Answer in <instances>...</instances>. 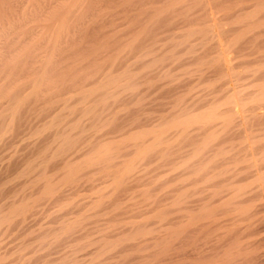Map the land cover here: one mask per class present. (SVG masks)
Segmentation results:
<instances>
[{
  "label": "rangeland",
  "instance_id": "obj_1",
  "mask_svg": "<svg viewBox=\"0 0 264 264\" xmlns=\"http://www.w3.org/2000/svg\"><path fill=\"white\" fill-rule=\"evenodd\" d=\"M71 1L7 0L0 8V216L22 199H30L31 204L26 216L21 214L0 228V264H192L193 244L225 245L238 230L240 250L249 252L248 258L264 260V182L255 181L254 175L256 170L264 172V100H260L264 96V8L257 9L264 7V0H83L64 26L55 62L46 71L48 79L32 89L31 80H40L51 51L56 19ZM170 1L171 6L165 7ZM208 13L219 20L222 43H232L230 75L226 67L221 68L224 62L216 60L219 40L212 41L213 34H208ZM246 13L254 14L253 19L247 21ZM232 82L236 91H242L240 98L247 100V107L227 123V111L234 105L224 103L233 92ZM25 95L27 99L14 112L15 99ZM69 101L70 107H64ZM210 108L218 109L213 121L199 120L184 130L172 128L158 141L155 135L146 136L144 143L130 137ZM143 145L150 149L138 156ZM107 147L110 150L100 161L88 162ZM75 167L77 174L70 177L69 170ZM66 175L71 179L63 180ZM48 180L56 186L53 193L45 194ZM219 190L224 197H219ZM180 193H188L189 199L183 196L186 205L177 203ZM205 198L212 201L206 203ZM201 201L220 207L213 214L219 226L213 219H202L198 228L207 225L211 231L213 227L211 234L205 227L207 231L201 230L196 241L190 236L192 225L181 235L187 238L178 237L180 222L187 223L180 221V216H186L178 213L180 206L193 204L194 209V203L202 205ZM182 242L187 251L183 247L186 255L181 253L190 259L180 258Z\"/></svg>",
  "mask_w": 264,
  "mask_h": 264
},
{
  "label": "bare ground",
  "instance_id": "obj_2",
  "mask_svg": "<svg viewBox=\"0 0 264 264\" xmlns=\"http://www.w3.org/2000/svg\"><path fill=\"white\" fill-rule=\"evenodd\" d=\"M83 0H72L69 4H67V6L64 8V10H63V13H61L58 17H57V19H56V22H55V24H56V29H55V31H54V34H53V39H52V43H51V45H52V47H51V51H50V53L47 55V57L45 58L46 59V63L44 64V67H43V71H42V74H41V78H40V80L38 79H36V81H34L35 79H32L31 80V82H32V89H39L38 87H40L39 85H41V83H43L42 81L44 80V78H47V75H46V71H47V68H48V66H50V64L52 63V61L53 62H55L54 60H53V58L55 57L54 56V54H57V51L55 52V49H58L57 48V46H58V44H60V42L61 41H63L62 39H61V37H62V33H63V30H64V26L66 25V24H68V22H70L71 20H72V18H74L73 16H74V14H75V12H76V8L78 7V5L82 2ZM142 1V0H141ZM140 1V2H141ZM157 1V0H156ZM172 1V0H171ZM170 1V2H171ZM228 1V0H227ZM233 1V0H232ZM139 2V1H138ZM139 2V3H140ZM146 2V1H145ZM148 2H150V0L148 1ZM153 2H155V1H153ZM168 2V1H167ZM166 2V3H167ZM169 2V3H170ZM172 2H175V1H172ZM172 2L169 4V3H167V6H165V7H170L171 6V4H172ZM196 2V1H195ZM198 2V1H197ZM201 2V1H200ZM206 2V1H205ZM231 2V1H230ZM6 3H7V0H0V8H2V7H4L5 5H6ZM190 3H192V2H190ZM142 4V6L144 5V3H141ZM150 4V3H149ZM153 4V3H152ZM158 4V3H157ZM169 4V5H168ZM174 4V3H173ZM202 4V3H201ZM262 4V2L260 3V5ZM4 5V6H3ZM139 4H136V6H138ZM145 5H146V3H145ZM151 5V4H150ZM149 5V6H150ZM177 5V4H176ZM175 5V6H176ZM198 5V4H197ZM207 5V4H206ZM236 5H237V2H236ZM239 5H240V3H239ZM135 6V7H136ZM154 6V5H153ZM173 6V5H172ZM178 6V5H177ZM258 6V5H257ZM140 7V6H139ZM155 7H156V5H155ZM157 7H158V5H157ZM195 7V6H194ZM210 7V6H209ZM256 7V6H255ZM259 7V8H258ZM257 7V9H263L264 7H261V6H258ZM149 8V7H148ZM163 8V7H162ZM184 8V7H183ZM202 8V7H201ZM146 9V8H145ZM144 9V10H145ZM156 8H154V10H155ZM159 9V8H158ZM166 9V8H165ZM164 9V10H165ZM187 9V8H186ZM193 9V8H192ZM207 9V8H206ZM205 9V10H206ZM260 9V10H261ZM130 10H131V8H130ZM133 10V9H132ZM140 9H138V11H139ZM149 10V9H148ZM153 10V9H152ZM151 10V11H152ZM185 10V9H184ZM188 10V9H187ZM200 10H202V9H200ZM212 10H213V8H212ZM256 10V9H255ZM254 10V14H257L256 13V11ZM150 11V10H149ZM156 11H157V9H156ZM155 11V15L157 14V12ZM161 11V10H160ZM168 11V10H167ZM166 11V12H167ZM182 11V10H181ZM208 11H210L209 9H208ZM214 11V10H213ZM259 11V10H258ZM257 11V12H258ZM130 12V11H129ZM144 12V11H143ZM154 12V11H153ZM159 12V11H158ZM186 12V11H185ZM188 12V11H187ZM260 12V11H259ZM142 12H140V14H141ZM169 13H170V10H169ZM179 13V12H178ZM183 13V12H182ZM214 13V12H213ZM135 14V13H134ZM151 14V13H150ZM153 14V13H152ZM151 14V15H152ZM162 14H163V12H162ZM209 14V20L207 21V24H205V26H207V30H208V34H209V32H210V34L212 33L213 34V40L212 41H214V38H217V40H219L218 42H219V46H218V44H217V42H216V44H217V46L219 47H217L218 48V51L219 52H216V53H218L219 55H218V59H216L217 61H218V63L219 62H224V66H222L221 68L223 69V68H225L226 67V70H227V72H226V74L228 75L229 74V72L228 71H230V74H231V68H230V64H228L229 62V59L231 58V55L229 56V54H230V52L229 51H231V50H229V48H232L231 46H230V44L229 43H231L230 41H225L224 43H227V46L224 44V43H222V38L220 37V30H221V25L218 23V21L216 20V15L214 16V18H213V16L211 17L210 15H212V14H210V13H208ZM244 14V13H243ZM248 16H246L245 18H246V20L248 19H253V15H252V13H246ZM259 14V13H258ZM130 15H132V14H130ZM142 15V14H141ZM146 15V14H145ZM144 15V16H145ZM148 15V14H147ZM205 15V14H204ZM242 15V14H241ZM149 16V15H148ZM169 16V15H168ZM243 16H245V14L243 15ZM136 17V16H135ZM183 17V16H182ZM210 17H211V19H210ZM230 17V16H229ZM259 17V16H258ZM137 18V17H136ZM146 18V17H145ZM184 18V17H183ZM186 18V17H185ZM192 18H193V16H192ZM221 18V17H220ZM242 18H244V17H242ZM244 18V19H245ZM171 19V18H170ZM190 19V18H189ZM165 20V19H164ZM173 20V19H172ZM187 20V19H186ZM247 20V21H248ZM160 21H162V20H160ZM184 21V20H183ZM188 21V20H187ZM191 21V20H190ZM146 22H148L149 23V21H146ZM250 22H252L251 20H250ZM139 23V22H138ZM147 23V24H148ZM160 23V22H159ZM196 23V22H195ZM221 23V22H220ZM146 24V25H147ZM187 24V23H186ZM221 24H223V23H221ZM143 25V24H142ZM153 25V24H152ZM175 25V24H174ZM257 25V24H256ZM138 26V25H137ZM155 26V25H154ZM163 26V25H162ZM165 26L166 25H164V28H165ZM169 26V25H168ZM157 28V27H156ZM169 28H171V27H169ZM146 29V28H145ZM204 29V28H203ZM206 29V28H205ZM139 30H140V28H139ZM207 30H205V31H207ZM163 32V31H162ZM170 32V31H169ZM207 33V32H206ZM168 34V33H167ZM202 34V33H201ZM204 34V33H203ZM207 34V35H208ZM210 34H209V36H210ZM263 33H261V35H262ZM158 35V34H157ZM185 35V34H184ZM258 35H260V32H259V34ZM136 36H137V34H136ZM148 36V35H147ZM155 36V35H154ZM169 36V35H168ZM65 37V36H64ZM63 37V38H64ZM187 37V36H186ZM260 37V36H259ZM261 37H263V35L261 36ZM140 38V37H139ZM152 38H154V37H152ZM160 38H162V37H160ZM171 39H172V37H170ZM185 38V37H184ZM221 38V39H220ZM256 38H258V37H256ZM212 39V38H211ZM210 39V40H211ZM225 38H223V40H224ZM253 39V38H252ZM261 39V38H260ZM144 40V39H143ZM156 40V39H155ZM170 40V39H169ZM174 40V39H173ZM172 40V41H173ZM259 40V39H258ZM262 40H264V38L263 39H261V41ZM141 41V40H140ZM171 41V40H170ZM170 41H169V43H170ZM174 42V41H173ZM210 42V41H209ZM215 42V41H214ZM214 42H212V43H214ZM252 42V41H251ZM256 42H258L257 40H256ZM140 43V42H139ZM165 43V42H164ZM164 43H162V44H164ZM168 43V42H167ZM259 43V42H258ZM161 44V45H162ZM232 44V43H231ZM92 45V44H91ZM141 45V44H140ZM158 44H156L155 46H151V48H152V50H153V48L154 47H156ZM93 46V45H92ZM172 46V45H171ZM230 46V47H229ZM242 46V45H241ZM258 46V45H257ZM32 47V46H31ZM59 47V46H58ZM137 47V46H136ZM161 47V46H160ZM178 47V46H177ZM159 48V47H158ZM158 48L156 49V50H158ZM163 48V47H162ZM210 48V47H209ZM216 48V49H217ZM239 49V48H238ZM136 50V49H135ZM160 50V49H159ZM159 50H158V52H159ZM241 50V49H240ZM2 51V50H1ZM139 51V50H138ZM149 51V50H148ZM151 51V50H150ZM208 51H210V50H208ZM7 52H9V51H7ZM18 51H16V53H17ZM234 52V51H233ZM246 52V51H245ZM261 52V51H260ZM3 53H5V52H3ZM10 53V52H9ZM147 53V52H146ZM151 53H152V51H151ZM156 53H157V51H156ZM241 53V52H240ZM247 53V52H246ZM1 54V53H0ZM6 54H8V53H6ZM11 54H12V52H11ZM181 54V53H180ZM186 54V53H185ZM231 54H232V52H231ZM235 54H237V53H235ZM260 54V53H259ZM262 54V53H261ZM17 55H18V53H17ZM147 55V54H146ZM145 55V56H146ZM156 55V54H155ZM164 55V54H163ZM162 55V56H163ZM210 55V54H209ZM244 55V54H243ZM4 56V55H3ZM8 56V55H7ZM165 56V55H164ZM228 56H229V58H228ZM240 56V55H239ZM10 57H11V55H10ZM12 57H13V55H12ZM21 57V56H20ZM136 57H138V56H136ZM143 58H144V56H142ZM147 57V56H146ZM149 57V56H148ZM213 57V56H212ZM236 57V56H235ZM247 57V56H246ZM1 58H2V56H1ZM33 58V57H32ZM157 58H159V57H157ZM162 58V57H161ZM171 58V57H170ZM250 58V57H249ZM7 59H9L8 57H7ZM13 59V58H12ZM12 59H11V62H12ZM16 59V58H15ZM20 59V58H19ZM160 59V58H159ZM174 59V58H173ZM246 59V58H245ZM244 59V60H245ZM248 59V58H247ZM10 60V59H9ZM21 60V59H20ZM35 60V59H34ZM33 60V61H34ZM154 60V59H153ZM164 60V59H163ZM14 61V60H13ZM236 61V60H235ZM4 62H6V61H4ZM234 62V61H233ZM247 62V61H246ZM17 63V62H16ZM173 63H174V61H173ZM241 63V62H240ZM9 64V63H8ZM13 64H15L14 62H13ZM30 64V63H29ZM138 64H140V63H138ZM147 64V63H146ZM149 64V63H148ZM223 64V63H222ZM231 64H232V59H231ZM145 65V64H144ZM143 65V66H144ZM170 65H171V63H170ZM15 66H17V65H15ZM142 66V65H141ZM142 66V67H143ZM145 66H147V65H145ZM172 66V65H171ZM232 66V65H231ZM13 67H14V65H13ZM12 67V68H13ZM142 67H140V68H142ZM153 67V66H152ZM155 67V66H154ZM160 68L159 69H161V66H159ZM4 68V67H3ZM145 68V67H144ZM147 68V67H146ZM149 68V67H148ZM171 68V67H170ZM169 68V69H170ZM2 69V68H1ZM62 69V68H61ZM222 69H219L220 71H222ZM233 69V68H232ZM261 70V69H260ZM259 70V71H260ZM61 71V70H60ZM164 71V70H163ZM162 71V72H163ZM166 72V71H165ZM168 72V71H167ZM9 73H10V71H9ZM159 73V72H158ZM146 74V73H145ZM157 74V73H156ZM229 74V75H230ZM235 74H237V73H235ZM141 75V74H140ZM168 75H170V74H168ZM5 76V75H4ZM51 76V75H50ZM57 76V75H56ZM60 76V75H59ZM93 76V75H92ZM148 76V75H147ZM155 76V75H154ZM157 76V75H156ZM163 76H164V74H163ZM162 76V77H163ZM226 76V75H225ZM258 76V75H257ZM52 77V76H51ZM58 77V76H57ZM105 77V76H104ZM229 77H232V76H229ZM133 78V77H132ZM158 78V77H157ZM4 79V78H3ZM48 79V78H47ZM114 80V79H113ZM116 80V79H115ZM147 80V79H146ZM146 80L144 81V82H146ZM255 80V79H254ZM99 81H100V79H99ZM109 81H110V83H111V80H108V83H109ZM232 81V80H231ZM44 82H45V80H44ZM114 82V81H113ZM134 82V81H133ZM149 82V81H148ZM233 83L234 82H232V84L231 85H233ZM236 83V82H235ZM235 83H234V86H235ZM30 84V83H29ZM90 84V83H89ZM93 84V83H92ZM104 86H105V84L104 83H102ZM135 84V83H134ZM133 84V85H134ZM151 84V83H150ZM23 85V84H22ZM97 85V84H96ZM142 85V84H141ZM237 85V84H236ZM262 85V84H261ZM31 86V85H30ZM89 87H90V85H88ZM92 86V85H91ZM94 86V85H93ZM104 86H102V87H104ZM163 86V85H162ZM231 86V87H233L234 88V90H233V88H232V90L231 91H233L232 92V94H230L229 95V97H228V99H226V101H225V105H234L233 106V109H231V110H229V108H228V110L229 111H227L229 114H228V116H227V118H226V120L228 121L227 123H230V122H234L233 120L236 118V116L237 115H241V113L244 111V108L245 107H247V106H245L246 105V101H244V99L242 98H240V95H241V93H242V91H240V89H238V91H236L235 90V88H237V86ZM243 86V85H242ZM1 87V86H0ZM22 87V86H21ZM49 87V86H48ZM23 88V87H22ZM26 88V87H25ZM229 88V87H228ZM263 88H264V86H263ZM262 88V89H263ZM19 89V88H18ZM21 89V88H20ZM49 89V88H48ZM84 88H82V90H83ZM106 89V88H105ZM158 89V88H157ZM231 89V88H230ZM242 89V88H241ZM94 90V89H93ZM96 90V89H95ZM229 90V89H228ZM36 91V90H35ZM39 91V90H38ZM84 91V90H83ZM83 91H81V93L83 92ZM92 90H87V92L86 93H88V92H91ZM230 91V92H231ZM263 91V90H262ZM12 92V91H11ZM166 92V91H165ZM3 93V92H2ZM71 93V92H70ZM77 93V92H76ZM75 93V94H76ZM80 93V94H81ZM86 93H85V96H84V98L86 97ZM94 93V92H93ZM264 93V92H263ZM263 93H261V95L263 94ZM3 94H5V93H3ZM47 94V93H46ZM65 94V93H64ZM73 94H74V91H73ZM90 94V93H89ZM168 94V93H167ZM246 94V93H245ZM50 95V94H49ZM82 95H83V93H82ZM165 95V94H164ZM169 95V94H168ZM171 95H173V94H171ZM29 96V95H28ZM104 96V95H103ZM153 96V95H152ZM160 96V95H159ZM242 96V95H241ZM73 97V96H72ZM71 97V98H72ZM78 97H80V96H78ZM88 97V96H87ZM176 97V96H175ZM80 98H82V96L80 97ZM173 98V97H172ZM15 99V98H14ZM25 99H27V97H26V95L25 96H22V97H20V98H16L15 100H16V102L14 103L15 105H13L14 107V109H13V111L15 112L16 111V108H18V106L19 105H21L24 101H25ZM40 99H42V98H40ZM83 99V98H82ZM88 99V98H87ZM264 100V96L262 95V98H260V100ZM67 100V99H66ZM79 100V99H78ZM77 100V101H78ZM166 101H167V99H165ZM170 100V99H169ZM256 100V99H255ZM68 101V100H67ZM80 101V100H79ZM88 101V100H87ZM257 101H259V100H257ZM38 102V101H37ZM41 102V101H40ZM44 102V101H43ZM255 102V101H254ZM60 103V102H59ZM68 103H70V101L69 102H67V104L64 106V104H65V102H63V106L64 107H70V106H67L68 105ZM74 103V102H73ZM173 103H175L174 102V100H173ZM32 104V103H31ZM61 104V103H60ZM59 104V105H60ZM87 104V103H86ZM94 104V103H93ZM249 104V103H248ZM58 105V104H57ZM56 105V106H57ZM111 105V104H110ZM166 105V104H165ZM169 105V104H168ZM180 105V104H179ZM212 105V104H211ZM36 106V105H35ZM39 106V105H38ZM87 106H88V104H87ZM164 106V105H163ZM172 106V105H171ZM221 106V105H220ZM245 106V107H244ZM58 107H60V106H58ZM164 107H166V106H164ZM180 107V106H179ZM212 107H214L213 105H212ZM222 107V106H221ZM220 107V108H221ZM81 108V107H80ZM89 108V107H88ZM39 109V108H38ZM56 109V108H55ZM107 109V108H106ZM246 109V108H245ZM50 110V109H49ZM59 110V109H58ZM81 110H82V108H81ZM218 109L217 108H210V110L208 109L207 110V112L206 113H202L201 115H190V116H188L187 115V113H185L187 116H185V117H180L179 116V118H175V120L173 119H171V122H169L168 124H165L161 129L158 127V129H160V130H157V131H154V130H148V131H144V132H141V133H138V134H133V135H131L130 137L131 138H137V139H139L140 141H141V139H144V140H142L143 141V143H144V141H145V137L146 136H148V135H155L156 137L155 138H157L156 140L158 141V138L160 139V137H161V135L163 134V133H165L166 131H167V133H168V131H170V129H172V128H175L177 131H178V129L177 128H181V129H183L184 130V128H182V127H189L190 128V126L191 125H195V124H197V121L198 122H200L201 120L203 121V120H208V121H213V119H216V111H217ZM249 110V109H248ZM35 111V110H34ZM87 111V110H86ZM93 111V110H92ZM175 111V110H174ZM44 112H46V111H44ZM25 113V112H24ZM86 113V112H85ZM83 114V113H82ZM87 114V113H86ZM175 114V113H174ZM182 114V113H181ZM184 114V115H185ZM224 114V113H223ZM32 115V114H31ZM68 115V114H67ZM70 115H72V114H70ZM48 116H49V114H48ZM47 116V117H48ZM177 116V115H176ZM221 116H224V115H222L221 114ZM226 116V115H225ZM257 116V115H256ZM25 117V116H24ZM30 117V116H29ZM34 117V116H33ZM100 117V116H99ZM98 117V118H99ZM167 117V116H166ZM242 117V116H241ZM37 118V117H36ZM54 118V117H53ZM100 118H102V117H100ZM105 118V117H104ZM221 118H223V117H221ZM261 118V117H260ZM24 119V118H23ZM27 119V118H26ZM51 119V118H50ZM145 119V118H144ZM147 119V118H146ZM218 119H220V118H218ZM217 119V120H218ZM75 120V119H74ZM170 120V119H169ZM200 120V121H199ZM223 120V119H222ZM33 121V120H32ZM69 121V120H68ZM89 121V120H88ZM131 121V120H130ZM226 122V121H225ZM224 122V123H225ZM195 123V124H194ZM204 123V122H203ZM213 123V122H212ZM127 124V123H126ZM202 124V123H201ZM209 124V123H208ZM239 124H240V122H239ZM22 125V124H21ZM91 125V124H90ZM121 125V124H120ZM17 126V125H16ZM27 126V125H26ZM123 126V125H122ZM128 126V125H127ZM147 126V125H146ZM146 126H145V128H146ZM241 126H244V124L242 125L241 124ZM69 127V126H68ZM116 127V126H115ZM119 127V126H118ZM150 127V126H149ZM239 127V126H238ZM237 127V128H238ZM19 128V127H18ZM21 128V127H20ZM179 128V129H180ZM244 128V127H243ZM242 128V129H243ZM65 129V128H64ZM69 129V128H68ZM248 129V128H247ZM70 130V129H69ZM116 130V129H115ZM156 130V129H155ZM226 130V129H225ZM240 130V129H239ZM249 130V129H248ZM15 131V130H14ZM23 131V130H22ZM180 131H182V130H180ZM235 131V130H234ZM233 131V132H234ZM245 131V130H244ZM16 132V131H15ZM171 132V131H170ZM185 132V131H184ZM243 132V131H242ZM19 133V135H20V132H18ZM133 133V132H132ZM176 133V132H175ZM246 133V132H245ZM22 134V133H21ZM57 134V133H56ZM244 134V133H243ZM18 135V136H19ZM114 135V134H113ZM164 135V134H163ZM162 135V136H163ZM250 135V134H249ZM10 136H12V135H10ZM14 136V135H13ZM15 137V136H14ZM67 137V136H66ZM246 137H247V135H246ZM21 138V137H20ZM103 138V137H102ZM120 138V137H119ZM97 139V138H96ZM136 139V140H137ZM239 139V138H238ZM17 140V139H16ZM50 140V139H49ZM67 140V139H66ZM101 140V139H100ZM114 140V139H113ZM113 140H111V141H113ZM115 140H117V139H115ZM162 140V139H161ZM18 141V140H17ZM108 141V140H107ZM106 141V142H107ZM155 141V140H154ZM26 142V141H25ZM109 142H110V140H109ZM114 142V141H113ZM117 142V141H116ZM245 142V141H244ZM18 143V142H17ZM65 143V142H64ZM119 143V142H118ZM142 143V142H141ZM67 144V143H66ZM103 144V143H102ZM113 144V143H112ZM43 145V144H42ZM104 146H105V144H103ZM107 146V145H106ZM110 146V145H109ZM108 146V147H109ZM138 146H140V145H137V147ZM151 146V145H150ZM15 147V146H14ZM52 147V146H51ZM58 147V146H57ZM107 147V148H108ZM146 147H147V145H146ZM146 147H144V145L142 146V147H140L139 148V155L138 156H141V155H143V154H145L146 152H148L149 151V149L150 148H146ZM153 147V146H152ZM104 148V147H103ZM106 148V151L104 152V153H99L97 156H95V157H92V158H90V159H88L89 161V163L91 162V163H93L94 164V162L95 161H100V159L101 158H103L104 157V155L105 154H107L108 153V151L110 150V148H108L107 149ZM16 149V148H15ZM68 149V148H67ZM117 149V148H116ZM101 150V149H100ZM104 150V149H103ZM14 151V150H13ZM41 151V150H40ZM78 151V150H77ZM17 152H19V151H17ZM64 152V151H63ZM99 152V151H98ZM3 153V152H2ZM11 153V152H10ZM13 153V152H12ZM11 153V154H12ZM24 153V152H23ZM68 153V152H67ZM76 153V152H75ZM19 154V153H18ZM69 154H70V152H69ZM30 155V154H29ZM6 156V155H5ZM56 156V155H55ZM72 157V156H71ZM9 158V157H8ZM14 158V157H13ZM18 158V157H17ZM23 158V157H22ZM54 158H56V157H54ZM65 158V157H64ZM67 158V157H66ZM81 158V157H80ZM42 159V158H41ZM70 159V158H69ZM72 159V158H71ZM19 160V159H18ZM24 160H25V158H24ZM28 160V159H27ZM64 160V159H63ZM66 160V159H65ZM20 161H21V159H20ZM39 161V160H38ZM37 161V162H38ZM46 161V160H45ZM69 161V160H68ZM102 161V160H101ZM17 160H16V164H17ZM35 162V161H34ZM67 162V161H66ZM73 162V161H72ZM7 163V162H6ZM9 163H11L10 162V160H9ZM31 163V162H30ZM36 163V162H35ZM65 163V162H64ZM70 163V162H69ZM68 163V164H69ZM90 163V164H91ZM13 164H14V162H13ZM47 164V163H46ZM45 164V165H46ZM60 164H62V163H60ZM67 164V163H66ZM98 164V163H97ZM26 165H27V163H26ZM25 165V166H26ZM34 165V164H33ZM59 165V162H58V164H57V166ZM92 165V164H91ZM10 166V165H9ZM15 166V165H14ZM17 166V165H16ZM19 166V165H18ZM24 166V165H23ZM35 166V165H34ZM36 166H38V165H36ZM67 166H69V165H67ZM11 167V166H10ZM21 167V166H20ZM27 167H28V165H27ZM60 167V166H59ZM62 167H63V165H62ZM70 167V166H69ZM72 167V166H71ZM34 168V167H33ZM68 168V167H67ZM129 168V167H128ZM127 168V169H128ZM6 169V168H5ZM9 169V168H8ZM23 169V168H22ZM50 169V168H49ZM48 169V170H49ZM109 169V168H108ZM126 169V170H127ZM12 170V169H11ZM19 170V169H18ZM21 170V169H20ZM19 170V171H20ZM26 170V169H25ZM2 171V170H1ZM3 171H4V169H3ZM15 171V170H14ZM29 172H30V170H28ZM56 171V170H55ZM54 171V172H55ZM62 171H63V169H62ZM130 171V170H129ZM194 171H196V170H194ZM256 171H258V172H254V175H256V177H257V179H255V181H258V182H260V183H263L264 182V172L262 171V170H256ZM262 171V172H261ZM4 172H7V171H4ZM19 173V172H18ZM43 173V172H42ZM58 173H60V172H58ZM193 172H191V174H192ZM0 174H1V172H0ZM15 174V173H14ZM29 174V173H28ZM27 174V175H28ZM66 174V173H65ZM67 174H68V172H67ZM69 174L71 175L70 177H74V176H76L75 174H77V169H76V167L75 168H71L70 170H69ZM125 174V173H124ZM128 174V173H127ZM190 174V173H189ZM191 174H190V176H191ZM225 174V173H224ZM7 175V174H6ZM10 175V174H9ZM17 175V174H16ZM63 175V174H62ZM11 176V175H10ZM18 176V175H17ZM38 176V175H37ZM45 176V175H44ZM16 177V176H15ZM50 177V176H49ZM63 177V176H62ZM68 177H69V175H66V177H63V180L64 179H66V180H69L68 179ZM69 177V178H70ZM35 178V177H34ZM54 178V177H53ZM1 179V178H0ZM27 179V178H26ZM33 179V178H32ZM51 179V178H50ZM71 179V178H70ZM73 179V178H72ZM35 180V179H34ZM47 180V179H46ZM53 180V179H52ZM45 181L46 182V185H45V187H46V191H45V194H46V192H54L53 191V186L55 187L56 185H53L54 184V180L53 181ZM57 180H58V178H57ZM2 181V180H1ZM29 181H31V179L29 180ZM20 182V181H19ZM42 182V181H41ZM24 184V183H23ZM28 185V184H27ZM30 186V185H29ZM264 186V185H263ZM25 187V186H24ZM23 187V189H25ZM1 188V187H0ZM20 189V188H19ZM32 189H33V187H32ZM17 190V189H16ZM29 190V189H28ZM184 190V189H183ZM186 190V189H185ZM220 191V194H218L219 195V197L221 196V195H224L225 194V192H223L222 190H219ZM33 192V191H32ZM182 193L184 192V191H181ZM223 194H222V193ZM35 193V192H34ZM43 193V192H42ZM1 194V193H0ZM44 194V193H43ZM187 194L188 193H186V195H185V193L184 194H179L180 196L178 197V200H180L179 202L177 201V203L178 204H181V206L183 205V204H185L186 205V203H188V202H186V199H184L183 198V196L184 197H186L187 196ZM216 195H217V193H215ZM13 195V194H12ZM19 195V194H18ZM42 195V194H41ZM54 195V194H53ZM53 195H51V196H53ZM182 195V196H181ZM216 195H212L213 197H218V196H216ZM8 196V195H7ZM6 196V197H7ZM23 196V195H22ZM34 196V195H33ZM2 197V196H1ZM44 197V196H43ZM218 197V198H219ZM221 197H224V196H221ZM21 198V197H20ZM187 199H189L188 197H186ZM210 198V197H209ZM208 198V199H209ZM262 198V197H261ZM263 198H264V196H263ZM14 199V198H13ZM27 198H25V200H26ZM207 198H205V201H206V203L209 201L208 199L206 200ZM222 198H220L219 200H221ZM11 200V199H10ZM19 200V199H18ZM24 199H22L21 201H25ZM29 200L30 199H28V201H25V202H23V203H21V201L20 202H16V201H14V202H12V203H10L9 205H10V207L16 202V205L14 204L11 208H10V210H9V212H8V210H7V212H8V214H5V215H3V216H0V228L2 227V225L3 224H6V222H9V221H13V220H15V219H17V216H21V214H24L23 216H26L27 215V213H25L26 212V210L28 211L29 209H27V208H29L28 206H30L29 205ZM176 200H177V198H176ZM212 200H210L209 202H211ZM5 202V201H4ZM3 202V203H4ZM7 202V201H6ZM11 202V201H10ZM28 202V203H27ZM35 202V201H34ZM39 202V201H38ZM49 202V201H48ZM2 203V202H1ZM18 203H19V205H18ZM55 203V202H54ZM95 203V202H94ZM196 203V202H195ZM194 203V206H196V208H194V209H192L193 208V204H190L191 205V207H189V206H187V208L186 207H184L183 206V208H181V206H180V209H179V214L180 215H182V213L184 214V215H186L185 216V218H183L184 216L182 215V216H180V217H182V218H180L181 220L180 221H184V220H186L187 221V223H184V225H183V222L181 223L180 222V224H179V227H182V228H178V230L180 231H178L179 232V236L178 237H181V238H183V236H181L182 234H185V231L187 230L186 228H189V226H194V228L193 229H195V227H197L195 230H190V231H193L192 233L190 232V234H192V235H190V236H192V237H194L195 238V240L197 241L198 240V237L200 236V235H198V233L201 231V230H203V229H207L208 227H207V225L205 226V227H207V228H205L204 226H203V228L201 227L202 225H203V222H202V219H203V221H206V219H213V221H214V219L215 220H217L216 219V217H214L216 214V212H215V210L218 208V209H220V207H218L217 205L216 206H210L209 204H204L203 205V203H202V201H201V203H202V205L201 204H199V202H197L198 204H199V206H197L196 204ZM12 204V205H11ZM97 204V203H96ZM220 204V203H219ZM1 205V204H0ZM36 205V204H35ZM164 205V204H163ZM201 205V206H200ZM221 207H223L224 205L221 203ZM40 206V205H39ZM31 207V206H30ZM48 207V206H47ZM57 207V206H56ZM189 207V208H188ZM36 209V208H35ZM94 209V208H93ZM2 210H4V208L2 209ZM41 210V209H40ZM259 210V209H258ZM257 210V211H258ZM178 211V210H177ZM264 211V210H263ZM1 212V211H0ZM37 212V211H36ZM95 213V212H94ZM253 213V212H252ZM2 214H3V212H2ZM26 214V215H25ZM213 214H215V215H213ZM32 215V214H31ZM30 215V216H31ZM256 215H257V213H256ZM253 216V215H252ZM16 217V218H15ZM28 217V216H27ZM25 218V217H24ZM255 218V217H254ZM258 218H260V217H258ZM13 219V220H12ZM256 219V218H255ZM20 220V219H19ZM30 220V219H29ZM243 220H246V219H243ZM208 221H210V220H208ZM258 221V220H257ZM26 222H27V220H26ZM53 222V221H52ZM185 222V221H184ZM237 222V221H236ZM239 222H243L242 221V219L239 221ZM22 223V222H21ZM21 223H20V225H21ZM202 224L201 226H199V228H198V225L199 224ZM260 223H261V221H260ZM209 224H211V222L209 223ZM213 224H217L218 225V222L216 223V221H214L213 222ZM209 225V227L211 226H214V225ZM220 224V223H219ZM262 224V223H261ZM183 225V226H182ZM237 225H239V224H237ZM12 226V225H11ZM24 226V225H23ZM45 226V225H44ZM43 226V227H44ZM51 226V225H50ZM62 226V225H61ZM219 226V225H218ZM222 226H224V225H222ZM222 226H220L219 228H222ZM6 227V226H5ZM8 227V226H7ZM36 227V226H35ZM47 227V226H46ZM230 227H231V225H230ZM235 227V226H234ZM234 227H233V229H234ZM238 227V226H237ZM17 228V227H16ZM21 228V227H20ZM64 228V227H63ZM229 228V227H228ZM13 229V228H12ZM218 228L216 227L215 228V232L216 231H218L217 230ZM233 229H231V231L233 230ZM236 229V228H235ZM234 229V230H235ZM14 230V229H13ZM31 230V229H30ZM65 230V229H64ZM204 230V232H206L207 230H209V232H210V234H211V231L213 230V227H212V229H211V231H210V228H208L206 231ZM229 230V229H228ZM2 231V230H1ZM12 231V230H11ZM21 231V230H20ZM219 231H220V229H219ZM218 231V232H219ZM238 231H240V230H238ZM238 231H236V233H234L235 235H233V237H232V240L230 241V242H226V244H225V242L223 241V243L225 244V245H222V243H221V246H207V244H208V242H205L204 244H203V246L201 245V247H199V244H197L196 243V245H194L193 244V246H191L190 244V246H191V248H194L193 249V255H192V253L190 252V257L192 256V259L193 260H195L194 262H192V259H191V262H192V264H227L231 259H233L234 257H241V256H244V258L242 259V258H239V259H241V260H237L236 261V259H235V262L234 263H229V264H264V260L263 259H261V257H259V256H255V257H252V258H250V256H249V258H248V253L249 252H247V253H244L242 250H240L241 249V243H240V238H238L239 236H241V234L238 232ZM48 232V231H47ZM209 232H206V234H209ZM238 232V233H237ZM145 233V232H144ZM214 233V232H213ZM228 232H226V234H227ZM233 233V232H232ZM148 234H150V233H148ZM204 234V233H203ZM220 234V233H219ZM240 234V235H239ZM51 235V234H50ZM221 235V234H220ZM220 235H219V237H220ZM258 235V234H257ZM19 236V235H18ZM188 236V235H187ZM187 236L185 237L184 236V238H187ZM203 236V235H202ZM207 236V235H206ZM209 236V235H208ZM1 237L2 236H0V239H1ZM7 237H8V235H7ZM50 237V236H49ZM191 237V238H192ZM210 237V236H209ZM225 237V236H224ZM227 237V236H226ZM194 238H192L193 240H192V242L194 241ZM201 238V237H200ZM199 238V239H200ZM190 239V238H189ZM210 239V238H209ZM229 239V238H228ZM228 239H225L226 241L228 240ZM182 240V239H181ZM188 240V239H187ZM208 240V239H207ZM23 241V240H22ZM183 241H184V239H183ZM189 241V240H188ZM191 241V240H190ZM195 241V242H196ZM212 241V240H211ZM221 241V240H220ZM263 241V240H262ZM185 242L187 243V241L185 240ZM191 242V243H192ZM194 242V243H195ZM259 243H260V240L258 241ZM257 242V243H258ZM7 243V242H6ZM181 243V242H180ZM186 243H183L182 242V244H180V246L181 245H184V244H186ZM218 243H219V241H218ZM188 244V243H187ZM40 245V244H39ZM50 245V244H49ZM206 245V246H205ZM211 245V244H210ZM220 245V244H219ZM261 245H262V243H261ZM5 246V245H4ZM17 246V245H16ZM21 246V245H20ZM23 246H25V245H23ZM42 246V245H41ZM184 246H181V250H180V253L183 251V248ZM185 247H186V245H185ZM184 247V251H185V249H186V251H187V247L185 248ZM263 247V246H262ZM3 248V247H2ZM16 248V247H15ZM21 248V247H20ZM38 248V247H37ZM190 248V249H191ZM4 249V248H3ZM2 249V250H3ZM6 249V248H5ZM45 249V248H44ZM1 250V249H0ZM18 250V249H17ZM32 250V249H31ZM35 250V249H34ZM49 250V249H48ZM54 250V249H53ZM58 250V249H57ZM73 251H74V249H73ZM77 251V250H76ZM183 251V252H184ZM1 252V251H0ZM244 254H243V253ZM20 253H21V250H20ZM32 253H33V250H32ZM179 253V254H180ZM182 254V256L185 254L186 255V253L184 252V254L183 253H181ZM18 255H19V253H18ZM22 255V254H21ZM184 255V256H185ZM20 256V255H19ZM26 257H27V254L25 255ZM32 256V255H31ZM180 257V258H183V259H185V258H189L190 259V257H189V255H188V257ZM193 256H194V258H193ZM0 257H2V256H0ZM6 257V256H5ZM3 258V257H2ZM14 258V257H13ZM62 258V257H61ZM67 258V257H66ZM7 259V258H6ZM183 259H182V261H183ZM54 260V259H53ZM59 260V259H58ZM186 260V259H185ZM55 261V260H54ZM234 261V260H233ZM78 262V261H77ZM230 262H232V261H230ZM4 263V262H3ZM8 263V262H7ZM10 263V262H9ZM183 263V262H182ZM36 264V263H35Z\"/></svg>",
  "mask_w": 264,
  "mask_h": 264
}]
</instances>
